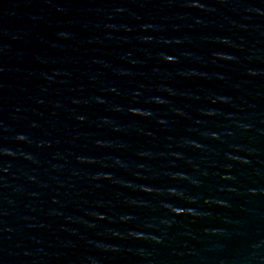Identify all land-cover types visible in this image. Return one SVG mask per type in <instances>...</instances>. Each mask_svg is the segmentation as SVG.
<instances>
[{"label":"water","instance_id":"water-1","mask_svg":"<svg viewBox=\"0 0 264 264\" xmlns=\"http://www.w3.org/2000/svg\"><path fill=\"white\" fill-rule=\"evenodd\" d=\"M0 264H264V0H0Z\"/></svg>","mask_w":264,"mask_h":264}]
</instances>
